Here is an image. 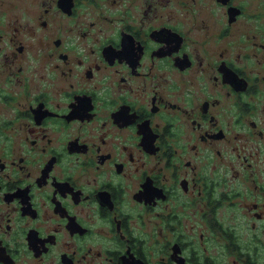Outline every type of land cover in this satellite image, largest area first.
Returning <instances> with one entry per match:
<instances>
[{"label":"flooded vegetation","instance_id":"af4514ba","mask_svg":"<svg viewBox=\"0 0 264 264\" xmlns=\"http://www.w3.org/2000/svg\"><path fill=\"white\" fill-rule=\"evenodd\" d=\"M0 264H264V0H1Z\"/></svg>","mask_w":264,"mask_h":264},{"label":"rangeland","instance_id":"374dc122","mask_svg":"<svg viewBox=\"0 0 264 264\" xmlns=\"http://www.w3.org/2000/svg\"><path fill=\"white\" fill-rule=\"evenodd\" d=\"M9 0H6V2H8ZM0 4H1V0H0Z\"/></svg>","mask_w":264,"mask_h":264}]
</instances>
